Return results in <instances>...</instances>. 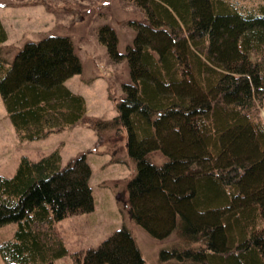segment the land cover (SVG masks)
I'll list each match as a JSON object with an SVG mask.
<instances>
[{
    "label": "trees",
    "instance_id": "1",
    "mask_svg": "<svg viewBox=\"0 0 264 264\" xmlns=\"http://www.w3.org/2000/svg\"><path fill=\"white\" fill-rule=\"evenodd\" d=\"M124 1L140 17L125 53L112 28L98 31L130 79L111 97L110 120L87 119L85 98L65 84L83 70L70 37L43 33L16 47L0 21V94L16 138L79 122L95 130L96 148L124 138L137 167L134 217L152 236L176 240L162 260L264 264V0ZM91 175L85 153L63 166L59 148L22 156L12 177L0 175V226L17 224L0 244L4 264L69 255L74 264H146L125 227L70 253L57 224L93 211Z\"/></svg>",
    "mask_w": 264,
    "mask_h": 264
},
{
    "label": "rangeland",
    "instance_id": "2",
    "mask_svg": "<svg viewBox=\"0 0 264 264\" xmlns=\"http://www.w3.org/2000/svg\"><path fill=\"white\" fill-rule=\"evenodd\" d=\"M0 4L7 5L0 6V21L7 31L8 45L20 46L22 41H34L43 33L70 37L83 70L69 78L66 86L85 98L87 119L110 120L117 115L111 97L119 99L121 85L130 81L128 68L124 60L112 55L106 43L99 41L98 31L106 26L115 31L117 53L121 57L134 39L130 22L140 20L135 8L124 0H0ZM262 115L264 118V110ZM118 140L96 148L95 130L79 122L44 138L20 142L0 94L1 176L12 177L22 156L38 159L59 148L65 166L86 154L92 171L89 184L95 207L92 212L67 217L57 224L70 253L97 248L113 232L125 227L146 264H168L173 260H162V252L174 247L176 240L152 236L134 217L128 184L136 177L137 167L127 153L125 139L119 140L120 143ZM155 160L160 162L162 157ZM16 230L14 222L1 225L0 244L12 239ZM0 264H4L1 255ZM56 264L74 262L69 255Z\"/></svg>",
    "mask_w": 264,
    "mask_h": 264
}]
</instances>
